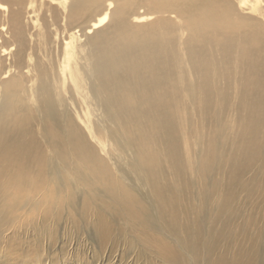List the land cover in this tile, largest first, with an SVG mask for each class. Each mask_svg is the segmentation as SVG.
<instances>
[{
	"label": "bare ground",
	"instance_id": "6f19581e",
	"mask_svg": "<svg viewBox=\"0 0 264 264\" xmlns=\"http://www.w3.org/2000/svg\"><path fill=\"white\" fill-rule=\"evenodd\" d=\"M7 1L0 264H264V0H113L79 58L70 24L100 0H51V53ZM164 14L182 53L171 19L128 21Z\"/></svg>",
	"mask_w": 264,
	"mask_h": 264
},
{
	"label": "rangeland",
	"instance_id": "374dc122",
	"mask_svg": "<svg viewBox=\"0 0 264 264\" xmlns=\"http://www.w3.org/2000/svg\"><path fill=\"white\" fill-rule=\"evenodd\" d=\"M167 1H176V0H167ZM251 1V0H250ZM261 2L263 0H260ZM32 2L33 4L31 7L28 5V3ZM67 2L68 6L71 4V0H65ZM144 3V4H142ZM236 3V1H235ZM5 8H8L10 11L17 10L19 8L23 9L22 12V25L25 29V39L27 41L32 40L34 42V45L40 47V49L46 48L48 52L51 53L52 48H55L57 44L61 45L62 42L65 45L68 41V31H67V24L68 21L64 18L63 13L65 12V9L62 7H57L55 4L52 3L51 0H8L3 4ZM141 5V6H140ZM144 5V6H143ZM152 6L153 4L151 3L150 0H142L138 4L134 5L132 7L133 11L137 14H143L144 11L146 13L147 9ZM115 2L113 0H100V4L98 8L95 9H89L86 7V20L82 21H76L70 26L72 27L73 25V31L76 30L77 34L74 37V48L76 51V57L79 58L81 56L78 51L85 45H87V40L92 36V33H95L101 29L107 24L114 8H115ZM32 8V9H31ZM92 11L91 13H89ZM107 12V17L104 20L103 24L99 26L97 29L92 30L90 33H87L89 26L91 23L95 22L97 18L100 16H103L102 14ZM91 15V16H90ZM138 16V15H136ZM149 16V15H147ZM142 16L140 18H128V21L130 23L132 22V25H145L147 23H150L152 21H157V19H168L170 15H152L147 17ZM165 16V17H164ZM172 20V23L174 24V37H175V44H174V50H178L180 53L184 51V42L187 38V34L184 31L181 30H175V26L178 25L179 19L175 18L174 16L169 18ZM36 22V23H35ZM180 24V23H179ZM178 27V26H177ZM33 28V33H36L37 31H41L43 34H47L52 40V42L47 45L44 44V38L35 34H32ZM38 29V30H37ZM160 31V30H159ZM57 32V34H56ZM182 32V33H181ZM184 32V33H183ZM50 33V34H48ZM52 33V34H51ZM55 34V36H54ZM48 38V37H47ZM65 51V50H64ZM86 52H87V46H86ZM84 67L81 70V72L84 71ZM91 73L89 70V66L86 64V76ZM91 82H92V76H91ZM204 264L203 260H198V264Z\"/></svg>",
	"mask_w": 264,
	"mask_h": 264
}]
</instances>
